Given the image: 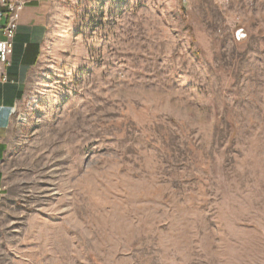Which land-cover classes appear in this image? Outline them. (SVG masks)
<instances>
[{"label": "rangeland", "instance_id": "374dc122", "mask_svg": "<svg viewBox=\"0 0 264 264\" xmlns=\"http://www.w3.org/2000/svg\"><path fill=\"white\" fill-rule=\"evenodd\" d=\"M44 13L9 113L0 264H264V0Z\"/></svg>", "mask_w": 264, "mask_h": 264}, {"label": "crops", "instance_id": "0c3cea01", "mask_svg": "<svg viewBox=\"0 0 264 264\" xmlns=\"http://www.w3.org/2000/svg\"><path fill=\"white\" fill-rule=\"evenodd\" d=\"M23 8L17 33L14 40V49L12 56V66L9 68V76L16 80V84H0V105L4 106L5 114L0 116V205L4 190V181L2 173V161L6 152V133L9 128L10 108L16 101V92L22 91L20 83L25 75V69L30 67L35 56L41 51V44L47 29L44 27V13L54 0H24ZM11 86L8 92V104L6 94L3 91L6 86ZM6 97V98H5Z\"/></svg>", "mask_w": 264, "mask_h": 264}, {"label": "built area", "instance_id": "2783aa9c", "mask_svg": "<svg viewBox=\"0 0 264 264\" xmlns=\"http://www.w3.org/2000/svg\"><path fill=\"white\" fill-rule=\"evenodd\" d=\"M24 0H0V83L14 82L8 75Z\"/></svg>", "mask_w": 264, "mask_h": 264}, {"label": "water", "instance_id": "95a60500", "mask_svg": "<svg viewBox=\"0 0 264 264\" xmlns=\"http://www.w3.org/2000/svg\"><path fill=\"white\" fill-rule=\"evenodd\" d=\"M239 32H240V31H238V33H239ZM238 33H237V34H238Z\"/></svg>", "mask_w": 264, "mask_h": 264}]
</instances>
